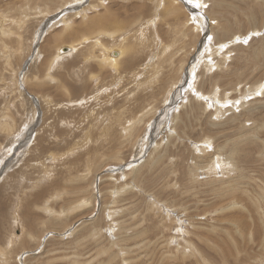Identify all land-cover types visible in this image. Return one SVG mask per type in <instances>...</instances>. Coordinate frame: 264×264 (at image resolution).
I'll return each mask as SVG.
<instances>
[{"label": "rangeland", "instance_id": "rangeland-1", "mask_svg": "<svg viewBox=\"0 0 264 264\" xmlns=\"http://www.w3.org/2000/svg\"><path fill=\"white\" fill-rule=\"evenodd\" d=\"M165 1L0 0V264H264V0Z\"/></svg>", "mask_w": 264, "mask_h": 264}, {"label": "bare ground", "instance_id": "bare-ground-1", "mask_svg": "<svg viewBox=\"0 0 264 264\" xmlns=\"http://www.w3.org/2000/svg\"><path fill=\"white\" fill-rule=\"evenodd\" d=\"M177 1L176 0H172L171 2H170V0L167 2V0L165 1V7L163 8V11H165V12H167L168 10H170V12H172V13H170V14H168V15H163V16H165V20H167V17L169 18L170 17V15L171 14H173V15H179V13H183L182 12V8L176 3ZM155 3V2H154ZM161 3V2H160ZM200 3V2H199ZM198 3V4H199ZM103 4V3H102ZM158 4V3H157ZM204 4H205V2H204ZM163 5V4H162ZM161 6V5H160ZM222 7V6H221ZM90 9H92V7L90 8ZM110 10V9H109ZM162 10V9H161ZM84 11V10H83ZM89 11V10H88ZM82 12V11H81ZM169 12V11H168ZM206 13V12H205ZM82 14V13H81ZM107 14V13H106ZM110 14V13H109ZM105 15V14H104ZM104 15H103V17H101V18H96V19H91V23L92 24H95V26L100 30V34H101V38H106L105 36H108L109 38H108V40H111V42H112V44H111V42H105V41H103L102 39H97L96 41H94V46H95V48L96 49H98L99 51H100V55H99V58H100V63H101V65H105V66H109V67H111V68H113V69H116V70H119L120 68H123V69H129L130 67L131 68H133V66H132V64L134 63V58H133V56H127V54H129V52L131 53V50H132V48H133V40L132 41H128L127 39V37L125 38L124 36H121V37H118L117 36V34H119V33H122V31H123V29L120 31V27L121 26H123L124 24L123 23H119V22H114V23H112L111 24V26L110 27H112V26H114V28L116 29V31H113L112 30V32H108V29L109 28H107V21H110V20H107L105 17H104ZM202 17H203V15H201ZM181 17V16H180ZM86 18V17H85ZM201 17L199 16V15H196V17L194 16V17H192L191 19L188 17V21H187V23L185 24V25H183L182 24V22L180 23L182 26H189L190 27V25H191V30H192V32H196V30H199L200 28H201V24H203L202 23V21H201V19H200ZM210 18V17H209ZM161 19H163V17L161 18ZM64 20V19H63ZM111 20H113V18L111 19ZM140 20V19H139ZM157 20V19H156ZM206 20V19H205ZM212 20H213V18H212ZM70 21V20H69ZM141 21V20H140ZM164 21V19L162 20V22ZM136 22V21H135ZM149 22H151V21H149ZM164 22H166V21H164ZM171 22V21H170ZM215 22V21H214ZM134 23V22H133ZM178 23V22H177ZM140 24H142V23H140ZM86 25V24H85ZM136 25V24H135ZM151 25H152V23H151ZM153 25H154V23H153ZM169 25V24H168ZM88 26V25H87ZM125 26H127V25H125ZM124 26V28H126ZM146 26H148L147 24H146ZM171 26V25H170ZM173 26V25H172ZM203 26V25H202ZM19 27V26H18ZM128 27V26H127ZM177 27V26H176ZM180 27V25H178V28ZM204 27V26H203ZM103 29H105V30H103ZM180 30H181V27L179 28ZM188 29V28H187ZM209 29V28H208ZM119 30V31H118ZM126 30H129V29H126ZM171 30H172V28H171ZM184 30V29H183ZM139 31H141V30H139ZM174 31L177 33L178 32V29L177 28H175L174 27ZM3 32V36L5 35V36H8V35H11L10 34V32H7V31H2ZM138 32V31H137ZM195 32H194V34H195ZM198 32H200V30L198 31ZM139 34V33H138ZM145 34V33H144ZM156 34V33H155ZM99 35V34H98ZM193 35V34H192ZM225 35V34H224ZM140 36V35H139ZM143 36V35H142ZM156 36V35H155ZM232 36V35H231ZM99 37V36H98ZM135 36L133 35V37L132 38H134ZM172 37V36H171ZM175 37V36H174ZM123 38V39H122ZM89 38H85V39H83L82 41V43H86V42H88V41H90V40H88ZM107 39V38H106ZM117 39H120V40H117ZM138 39L139 40H144L145 38L143 37H138ZM147 39V38H146ZM188 39V38H187ZM194 39H195V37H194ZM114 40H117V41H120V44H118V50H116V49H113V47L112 46H114L113 44H114ZM96 42V43H95ZM197 42V41H196ZM215 42V41H214ZM241 42V41H240ZM74 43V42H73ZM93 43V42H92ZM138 43V42H137ZM141 43V42H140ZM186 44V43H185ZM189 44V43H188ZM191 44V43H190ZM168 45V44H167ZM226 45V44H225ZM228 45V44H227ZM73 46V45H72ZM140 46H142V45H140ZM147 46V45H146ZM166 46V45H165ZM66 47V46H65ZM70 47V48H69ZM68 48H66V49H64V50H66L67 52H66V54L67 55H62L60 52V54L61 55H58L59 56V58H61V57H67V56H71V54H72V49L74 48V47H76L75 45H74V47L71 49V45L69 46ZM206 47V46H205ZM225 47H227V46H225ZM230 47V46H229ZM59 48V47H58ZM93 49H90V50H94V47H92ZM117 48V47H116ZM169 47H167V49H166V47H165V49H164V51H163V47H162V50H161V53H159V55H161L162 53H166L165 51H167V50H169L168 49ZM221 48V47H220ZM75 49V48H74ZM74 49H73V51H74ZM61 50V49H60ZM171 50V49H170ZM174 50V49H173ZM206 50H209V48H206ZM210 51V50H209ZM216 51L220 54L221 52V49L219 50L218 49V47H216ZM215 51V52H216ZM183 52H185V51H183ZM216 52V53H217ZM96 53H98V52H96ZM192 53V52H191ZM234 53V52H233ZM175 54V53H174ZM174 54H172V56L165 62V63H169V61L171 60V58L172 57H176L177 55H174ZM209 54V53H208ZM213 54V53H212ZM206 56V55H205ZM223 57H225V58H227L228 57V55H225V56H223ZM58 58V57H57ZM185 58V57H184ZM95 60V59H94ZM136 60V59H135ZM173 60H174V58H173ZM173 60H172V62H173ZM200 60V59H199ZM161 61V60H160ZM223 61V60H222ZM172 62H170L169 64H171ZM186 63V62H185ZM159 64L162 66V64L163 63H161V62H159ZM145 66V65H144ZM103 68V67H102ZM145 68V67H144ZM158 70H156L155 72L154 71H152L153 72V74L154 75H156V77L157 78H159L158 76L160 75V72H161V69L159 70V68H157ZM134 71H135V69H133ZM152 70H154V68L152 69ZM114 71V70H113ZM116 72V71H115ZM144 72V71H143ZM191 72L193 73L194 72V69L192 68L191 69ZM191 73V74H192ZM132 74V73H131ZM143 75V74H142ZM153 75V76H154ZM191 76V75H190ZM140 77H142V76H140ZM162 77H164V76H162ZM139 79V78H138ZM170 79H172V78H170ZM155 80V79H154ZM1 81V80H0ZM173 81V80H172ZM156 82V81H155ZM178 82V81H177ZM153 83V82H152ZM169 83V82H168ZM176 83V82H175ZM22 84V83H21ZM173 84V83H172ZM165 85V84H164ZM171 85V84H170ZM163 88V87H162ZM263 89H264V87H262V86H258L257 88H256V90H254L253 92H257V93H262V91H263ZM178 91V90H177ZM9 92V91H8ZM215 93V92H214ZM167 96H169V95H167ZM202 96V95H201ZM25 100V99H24ZM212 101V103H215L216 101H213V100H211ZM166 102V101H165ZM206 103H207V105H208V100L206 101ZM185 104V103H184ZM199 104V103H198ZM200 105V104H199ZM161 106V105H160ZM127 113V112H126ZM184 113V112H183ZM9 114H10V112H9ZM185 114V113H184ZM120 115V114H119ZM177 118V117H176ZM52 121V120H51ZM123 122V121H122ZM128 122V121H127ZM123 128V127H122ZM130 130V129H129ZM170 131V130H169ZM134 133V132H133ZM116 135V134H115ZM114 136V135H113ZM124 138V137H123ZM128 140V139H127ZM219 140V139H218ZM100 151V150H99ZM118 155V154H117ZM113 156V155H112ZM3 157V156H2ZM2 165V164H1ZM125 177L127 178V176L125 175ZM79 179V178H78ZM127 181V180H126ZM78 190V189H77ZM92 196V195H91ZM63 198V197H62ZM80 205V204H79ZM87 206V205H86ZM103 215V214H102ZM106 222V221H105ZM99 224V223H98ZM101 224V223H100ZM101 226H103V225H101ZM103 229V228H102ZM93 231H95L94 233H90L91 234V236H93L94 238L95 237H97L99 234H100V230H99V232L98 231H96V229L94 230L93 229ZM104 231V230H103ZM14 238V237H13ZM13 241V240H12ZM113 245H115V243L113 242V244H111L110 246H109V249L113 246ZM191 246V245H190ZM107 251L106 250H104V253H106ZM191 253V252H190ZM194 254V253H193ZM106 255V254H105ZM184 257V256H183ZM189 258V257H188ZM187 259V258H186ZM169 260V259H168ZM167 261V260H166ZM171 261H172V259H171ZM174 261V260H173ZM170 262V261H169Z\"/></svg>", "mask_w": 264, "mask_h": 264}, {"label": "snow or ice", "instance_id": "snow-or-ice-1", "mask_svg": "<svg viewBox=\"0 0 264 264\" xmlns=\"http://www.w3.org/2000/svg\"><path fill=\"white\" fill-rule=\"evenodd\" d=\"M190 2H192V0H190ZM196 6L199 7L200 5L197 3ZM209 39H211V37H209ZM245 43H247V41H245Z\"/></svg>", "mask_w": 264, "mask_h": 264}]
</instances>
